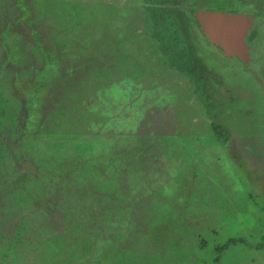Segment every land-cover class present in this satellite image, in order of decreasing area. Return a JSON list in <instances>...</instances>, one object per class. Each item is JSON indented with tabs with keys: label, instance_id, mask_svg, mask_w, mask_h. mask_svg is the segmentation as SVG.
Returning <instances> with one entry per match:
<instances>
[{
	"label": "rangeland",
	"instance_id": "obj_1",
	"mask_svg": "<svg viewBox=\"0 0 264 264\" xmlns=\"http://www.w3.org/2000/svg\"><path fill=\"white\" fill-rule=\"evenodd\" d=\"M184 2L264 18L260 0ZM143 7L0 0V264H264V92L199 31L230 98L218 143ZM62 171L83 198L99 199L95 181L111 191L88 225L83 211L43 222Z\"/></svg>",
	"mask_w": 264,
	"mask_h": 264
},
{
	"label": "trees",
	"instance_id": "obj_2",
	"mask_svg": "<svg viewBox=\"0 0 264 264\" xmlns=\"http://www.w3.org/2000/svg\"><path fill=\"white\" fill-rule=\"evenodd\" d=\"M141 1L142 6H144L143 8L149 16L151 23V35L156 40L159 51L165 57V59L167 60V64L172 69H175L185 75L187 84L191 86L192 94L200 100L206 110V114L210 119L212 137L215 138L218 143L224 145L227 144L229 142V137L233 135V131L224 122L223 114L230 104V98L219 96L214 92L213 86L216 84H224V79L220 76L219 72L208 63L206 55H204V52L201 51L202 47L201 40L199 38V31L202 30L203 39L206 42L208 41V39L206 37L205 31L200 25L197 14L195 15L193 13V9L185 5L184 0ZM263 1L264 0H260L258 4V13H264ZM200 8L201 7H197V10L199 11ZM217 10L227 9L220 8ZM249 13L255 14L256 10L252 9ZM254 37H256L255 34H253L251 38L254 39ZM259 41L262 43L261 38ZM75 145L77 146V144ZM80 146L81 145H78L77 147ZM60 173L61 177L59 178V180L62 182V184H64V187L59 190L58 188L53 187L51 189L53 190L52 193L51 191L50 193L48 191H45L47 190V188H43L44 191L42 193V196L40 197L41 199H43L46 196L51 200L53 199V201L50 203L51 205L45 207L47 210L44 211L46 215L48 214L50 216L43 219V222L46 224L48 223V226H50L51 229H55V226H57L56 224H53L55 220V212H63L65 214L63 219L66 222L74 223L77 214H79L80 211H83L85 212V215L82 220L84 224L86 222V224L88 225L91 219L95 217L97 211H100V209L103 208L102 205H105L106 207H109L111 205L109 203L110 198L112 197L110 196L111 191L106 189L101 181L100 183H97L98 181H95L94 183H96V186L93 187V189H97L96 191L100 194V196L98 197L100 199V202H98L99 199H97L96 197L91 198L92 200L86 197L83 198L84 192L81 191L83 188H81L82 184L79 185L73 182L71 183L70 181L64 179V171ZM27 176L28 172L22 170L20 172V175H18V179H14V181L17 180L18 182H20V180H25ZM67 181L69 183H67ZM54 197H57L59 199H55ZM133 197L134 196L132 194V199L136 201V199H134ZM35 198L37 197L33 198L34 201L39 199V197L36 200ZM115 198V203H125V201H127L125 195H116ZM91 201H93L92 205L94 207V210L92 212L89 210ZM105 201H107V203ZM32 203L35 206V203ZM45 214H43V216H45ZM139 214L141 216H144L141 212ZM60 219L62 218L58 217L56 221ZM134 219H136V217ZM137 224L140 228V220H138ZM101 228L102 227H100V229ZM55 234L56 233H52V235ZM46 240L47 239H41V242H45L46 244Z\"/></svg>",
	"mask_w": 264,
	"mask_h": 264
},
{
	"label": "water",
	"instance_id": "obj_3",
	"mask_svg": "<svg viewBox=\"0 0 264 264\" xmlns=\"http://www.w3.org/2000/svg\"><path fill=\"white\" fill-rule=\"evenodd\" d=\"M197 16L206 37L215 49L226 56H238L249 69L253 46L245 42L257 15L228 10L201 8Z\"/></svg>",
	"mask_w": 264,
	"mask_h": 264
},
{
	"label": "flooded vegetation",
	"instance_id": "obj_4",
	"mask_svg": "<svg viewBox=\"0 0 264 264\" xmlns=\"http://www.w3.org/2000/svg\"><path fill=\"white\" fill-rule=\"evenodd\" d=\"M203 8V7H201ZM200 8V9H201ZM258 15L257 13H255ZM257 19H259V22L257 23ZM257 19L254 22V25L252 29L248 32L247 36L245 37V42L253 46V50L251 52L252 56V62L250 63V70L242 63L240 58L238 56H226L224 55L220 49H215L218 53H220L222 56L228 58L232 61L233 67H236V69L243 68L244 72L249 73L250 78L255 81L257 84L258 90L261 92H264V18H261L258 16ZM257 37H252L253 34ZM261 38L262 43L259 41ZM260 57H259V56Z\"/></svg>",
	"mask_w": 264,
	"mask_h": 264
},
{
	"label": "clouds",
	"instance_id": "obj_5",
	"mask_svg": "<svg viewBox=\"0 0 264 264\" xmlns=\"http://www.w3.org/2000/svg\"><path fill=\"white\" fill-rule=\"evenodd\" d=\"M241 12V11H240ZM242 13H246V12H242ZM249 14H252V13H249ZM252 15H256V14H252ZM257 17H258V15H257ZM257 19V18H256ZM255 22V21H254ZM253 25H254V23H253Z\"/></svg>",
	"mask_w": 264,
	"mask_h": 264
}]
</instances>
